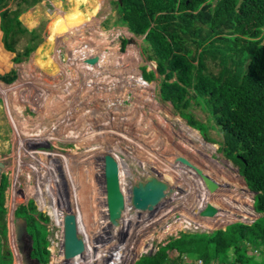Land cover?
I'll return each instance as SVG.
<instances>
[{
	"label": "rangeland",
	"instance_id": "374dc122",
	"mask_svg": "<svg viewBox=\"0 0 264 264\" xmlns=\"http://www.w3.org/2000/svg\"><path fill=\"white\" fill-rule=\"evenodd\" d=\"M18 1L9 0L2 9H17ZM113 1L40 0L20 6L25 9L20 14L24 26L36 28L46 43L43 41L20 62L13 60L16 53L6 51L5 62L0 63V75L12 69L18 73L13 83H0V180L5 173L10 181L5 205L13 264H25L16 235L15 211L31 199H35L40 219L34 224L40 264H89L91 257L92 264H102L99 262L119 252L122 255L104 264H135L141 256L156 253L161 245L182 233H195L186 238L208 244L197 233L225 229L236 222L251 224L262 216L255 210V194L247 188L239 166L221 151L223 133L203 105L194 103L191 110L203 122V130H196L206 145L185 133L182 121L190 125L170 100L161 97L157 65L143 54V36L129 32L122 11ZM77 7L75 16L82 24L73 26L75 30L71 26L67 29L63 16ZM94 19L99 21L97 25L90 24ZM2 34L0 44L5 49ZM29 38L26 34L17 42V53L25 49ZM95 56L99 57L97 63L87 62ZM143 61L147 71L155 72L150 81L142 75ZM217 62L207 60L213 73L220 70ZM138 72L148 85L140 80ZM206 132L216 142L207 141L203 137ZM107 152L119 163L127 204L134 206L135 188L142 189L155 175L168 180V197L149 213L133 209L123 211L120 218H111L105 174ZM195 167L219 182L216 192L209 191ZM226 172L236 174L239 184ZM170 183L179 193L175 202L169 199ZM37 189L41 192L34 195ZM209 203L217 207V214L201 216L202 208ZM69 207L78 216L87 251L66 261L61 221ZM44 213L49 216L44 217ZM189 217V223H182ZM107 235L111 237L105 238ZM147 243L149 247H144ZM101 247L107 250L100 252ZM209 247L214 256L207 262L236 263L233 248L216 253L211 244ZM178 254L177 250L170 251L171 257ZM248 254L256 258L247 264H264L262 252L251 247ZM199 258V252L191 251L182 264Z\"/></svg>",
	"mask_w": 264,
	"mask_h": 264
},
{
	"label": "trees",
	"instance_id": "16d2710c",
	"mask_svg": "<svg viewBox=\"0 0 264 264\" xmlns=\"http://www.w3.org/2000/svg\"><path fill=\"white\" fill-rule=\"evenodd\" d=\"M8 1L0 0V32L3 31L5 45L4 49L0 44L2 64L6 60V51L16 53L13 60L20 62L41 43L37 30H30L20 20V14L25 10L20 7L23 2L31 6L40 0H16L19 8L2 9ZM113 2L122 11L125 25L135 34L145 35L143 54L147 60L157 63L161 97L170 100L176 112L191 127L201 131L203 122L191 109L194 103L204 106L223 133L221 151L239 166L247 186L255 192V210L262 214L251 224L236 222L225 229L197 233L208 244L186 238L195 233H182L179 238H172L161 245L156 253L141 256L135 264H182L191 251L199 252L200 258L207 262L214 256L209 252V244L216 253L233 248L234 262L247 264L248 260L256 258L254 254H248L249 248L264 254V0ZM26 34L30 35L29 43L21 53H17L16 44ZM209 58L218 60V73L209 70ZM143 76L150 81L155 72L144 67ZM17 77L15 69L0 75L7 83H13ZM139 78L148 85L141 73ZM203 137L216 142L207 132ZM9 185L8 175L3 173L0 180V264H13L5 205ZM36 192L34 195H39L41 191L37 189ZM35 203V199H31L28 203L19 204L15 215L27 220L28 231L34 237L32 257L41 261L39 241L34 233V224L40 221ZM240 215L243 216L242 213ZM104 250L107 248H100V252ZM171 250H177L178 256L171 257ZM119 253L99 263L104 264L122 255ZM93 259L91 257L89 264L94 263Z\"/></svg>",
	"mask_w": 264,
	"mask_h": 264
},
{
	"label": "water",
	"instance_id": "95a60500",
	"mask_svg": "<svg viewBox=\"0 0 264 264\" xmlns=\"http://www.w3.org/2000/svg\"><path fill=\"white\" fill-rule=\"evenodd\" d=\"M99 61V57H91L87 59L90 64H95ZM144 62L141 63L143 66ZM105 157V174L107 184V196L109 215L111 218H120L123 215L125 209L126 197L123 193L121 186L119 163L117 159L107 152ZM185 160V159H183ZM186 161V160H185ZM187 162V161H186ZM198 173L203 178L206 187L210 192L214 193L220 187V184L212 176H208L202 172L201 169L195 167ZM239 170V169H238ZM247 186V184H246ZM135 188V195L132 199L134 206L137 210L151 209L158 206L159 202L166 198L168 191V185L163 183L162 180L154 179L153 177L148 180L146 184ZM249 189V187L247 186ZM250 190V189H249ZM255 194L254 191L250 190ZM255 200V198H254ZM218 209L212 203H209L200 212L201 216L213 217L217 214ZM45 214V217L49 216ZM64 228H65V255L66 257H73L80 252H84L85 241L81 238L79 233V221L78 216L67 213L64 215ZM16 235L18 239L19 249L22 254V260L25 264H40L38 258L32 257L34 237L31 235L27 228V220L24 218H17L16 221Z\"/></svg>",
	"mask_w": 264,
	"mask_h": 264
},
{
	"label": "bare ground",
	"instance_id": "6f19581e",
	"mask_svg": "<svg viewBox=\"0 0 264 264\" xmlns=\"http://www.w3.org/2000/svg\"><path fill=\"white\" fill-rule=\"evenodd\" d=\"M62 8V7H61ZM78 7L77 8H75V10H73V11H70V12H68L69 14H71L72 15V18H75V20L74 21H71V17H68V13H65V15L63 16V17H66L67 19L64 21L65 22V27L68 29V27L69 26H71V29H74L73 28V26H75L76 24H82L78 19H77V17L75 16V13H77V11H78ZM63 11H65V10H63ZM97 18V17H96ZM98 19V18H97ZM94 21V22H93ZM70 22H71V24H70ZM73 22V23H72ZM91 23L90 24H95V25H97L98 24V20L96 21L95 19L94 20H92V21H90ZM67 23V24H66ZM70 24V25H69ZM53 25V24H52ZM64 26V25H63ZM54 27V26H53ZM62 27V26H61ZM95 27H97V26H95ZM56 28V27H55ZM55 28H52V31L55 29ZM60 27H59V33L61 34V36H60V38L62 37V33L60 32ZM98 29V28H97ZM75 30V29H74ZM73 30V31H74ZM79 30H82V27H81V25L79 26ZM64 32V31H63ZM104 34V33H103ZM61 40V39H60ZM50 47V46H49ZM50 49V48H49ZM49 56H51V54L49 55L48 54V57ZM45 57V56H44ZM1 84H6V83H3V82H0ZM11 110V109H10ZM181 119L178 117V121H180ZM180 123V122H179ZM182 124H183V127H185V129H186V131H185V133H187L189 136H191L192 138H196L197 140H199V141H201V143H202V145H206V143H205V141L202 139V137L200 136V133L196 130V129H194V128H192V127H190V126H188V125H186L185 124V122H183L182 121ZM173 131V130H172ZM112 135V134H111ZM156 136H157V134H156ZM158 137V136H157ZM171 138V137H170ZM143 145V144H142ZM210 145V144H209ZM193 161H195V160H193ZM171 165V164H170ZM176 169V168H175ZM230 172V171H229ZM171 174V173H170ZM196 174V173H195ZM226 174H227V176L229 177V178H232L233 179V181L235 180V184L237 185V184H239V182H238V176H236L235 174H231L230 175V173H229V175H228V173L226 172ZM206 175H208V174H206ZM121 176V175H120ZM167 177H169L168 175H167ZM120 178H122V177H120ZM155 179H158V176L157 175H155V177H154ZM166 180H167V178H165ZM197 179V178H196ZM200 179H203V178H200ZM231 179V180H232ZM238 179V180H237ZM158 180H160V179H158ZM228 180V179H227ZM168 181V180H167ZM166 181V182H167ZM175 181V180H174ZM163 183H166L165 182V180L164 181H162ZM202 182V181H201ZM198 183H199V181H198ZM171 184V189H172V191H171V195L169 196V199L170 200H172L173 202H175L176 200H178V196H179V193L176 191V189L172 186V184L173 183H170ZM203 184V183H202ZM242 188V187H241ZM244 188V187H243ZM122 189H124V187H122ZM190 189H193V187H190ZM244 189H246V188H244ZM189 190V189H188ZM169 191H170V186H168V191H167V194H166V197H168V194H169ZM187 197L189 198V196L187 195ZM129 199V198H128ZM131 200V199H130ZM203 201V200H202ZM209 201V200H208ZM198 203V202H197ZM203 203V202H202ZM204 204V203H203ZM224 204H228L227 202H225ZM165 207V206H164ZM200 207V206H199ZM201 208V207H200ZM137 210V207L136 206H133V205H129V204H127V202H126V204H125V209H124V213H127V212H129L130 210ZM202 209H204V208H202ZM201 209V210H202ZM138 211H140V212H137V213H149V211H150V209L148 208V209H145V210H138ZM229 211V210H228ZM230 212V211H229ZM67 213V212H66ZM65 213V214H66ZM68 213L69 214H74V215H77L74 211H73V209L71 208V207H69L68 208ZM191 214V213H190ZM220 213H218V215H219ZM141 215V214H140ZM199 217V216H198ZM223 217V216H222ZM227 218H228V216H227ZM147 219V218H146ZM190 220V217L189 218H185V220H182V223H189V222H187V221H189ZM192 220V219H191ZM59 221H61V217H60V220ZM62 222V242H63V246L65 247V228H64V217H63V221H61ZM92 222V221H91ZM113 223V222H112ZM211 223V222H210ZM112 225H114V223L112 224ZM198 225V224H197ZM111 227V226H110ZM170 230V229H169ZM64 232V233H63ZM115 232V231H114ZM79 233H80V229H79ZM108 234L109 233H111V230H109L108 232H107ZM115 234V233H114ZM113 235V234H112ZM80 236H81V238L82 239H84V241H85V244H86V240H85V237H84V235L83 234H81L80 233ZM108 237H111V235H107L105 238H108ZM115 237V236H114ZM149 245V243H147V245L146 246H144V247H149L148 246ZM53 251H55V250H53ZM60 251H62V250H60ZM86 251H87V245L85 246V249H84V252L82 251V252H80V253H78L77 255H75V256H73V257H66V255H65V250L63 249V255H64V260H66V261H69V260H73V259H75V258H77V257H79V256H81V255H83V254H86ZM62 254H60V256H61Z\"/></svg>",
	"mask_w": 264,
	"mask_h": 264
},
{
	"label": "built area",
	"instance_id": "2783aa9c",
	"mask_svg": "<svg viewBox=\"0 0 264 264\" xmlns=\"http://www.w3.org/2000/svg\"><path fill=\"white\" fill-rule=\"evenodd\" d=\"M190 264H212L210 262H206L204 259L199 258L194 263H191V260H189ZM215 264H225V263H215ZM229 264H237V263H229Z\"/></svg>",
	"mask_w": 264,
	"mask_h": 264
},
{
	"label": "crops",
	"instance_id": "0c3cea01",
	"mask_svg": "<svg viewBox=\"0 0 264 264\" xmlns=\"http://www.w3.org/2000/svg\"><path fill=\"white\" fill-rule=\"evenodd\" d=\"M126 27L128 28V30H129L130 33H132V34H134V35H136V36H143V38L145 37V35H137V34H135L134 32H132V31L129 29V27H128L127 25H126ZM33 29H36V28L32 27V29H30V30H33ZM0 33H1V32H0ZM49 35H50V34H49ZM48 37H49V36H48ZM48 37H47V38H48ZM43 41H45V39H44L43 37H41V43H42ZM130 42H131V40H130ZM41 43H40V44H41ZM44 43H46V41H45ZM40 44H39V45H40ZM39 45H38V46H39ZM37 48H38V47H37ZM37 48H36V49H37ZM36 49H35V50H36ZM35 50H34V51H35ZM142 75H143V71H142ZM16 209H17V208H16Z\"/></svg>",
	"mask_w": 264,
	"mask_h": 264
},
{
	"label": "clouds",
	"instance_id": "9594fccd",
	"mask_svg": "<svg viewBox=\"0 0 264 264\" xmlns=\"http://www.w3.org/2000/svg\"><path fill=\"white\" fill-rule=\"evenodd\" d=\"M143 39H144V38H143ZM143 62H144V61H143ZM144 63H145V62H144ZM155 63H156V62H155ZM156 65H157V63H156ZM141 67H143V68H144V67L147 68L146 66H144V64H143V66L141 65ZM143 68H142V69H143ZM156 69H157V66H156ZM143 77H144V76H143ZM146 81H147V80H146ZM6 83H7V82H6ZM8 84H11V83H8Z\"/></svg>",
	"mask_w": 264,
	"mask_h": 264
},
{
	"label": "flooded vegetation",
	"instance_id": "af4514ba",
	"mask_svg": "<svg viewBox=\"0 0 264 264\" xmlns=\"http://www.w3.org/2000/svg\"><path fill=\"white\" fill-rule=\"evenodd\" d=\"M229 186V185H228ZM219 189V188H218Z\"/></svg>",
	"mask_w": 264,
	"mask_h": 264
}]
</instances>
